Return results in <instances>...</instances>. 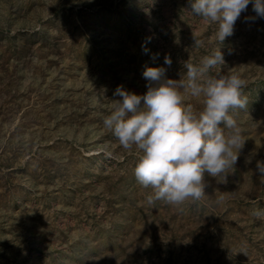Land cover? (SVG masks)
<instances>
[{"label":"rangeland","instance_id":"374dc122","mask_svg":"<svg viewBox=\"0 0 264 264\" xmlns=\"http://www.w3.org/2000/svg\"><path fill=\"white\" fill-rule=\"evenodd\" d=\"M218 28L190 0H0V264H264V18L250 3L222 45ZM219 47L209 74L248 98L234 170L200 202L149 204L103 117L146 67L179 80Z\"/></svg>","mask_w":264,"mask_h":264},{"label":"clouds","instance_id":"9594fccd","mask_svg":"<svg viewBox=\"0 0 264 264\" xmlns=\"http://www.w3.org/2000/svg\"><path fill=\"white\" fill-rule=\"evenodd\" d=\"M191 14L204 22L219 24L217 38L222 45L234 34V25L250 3L257 17L264 18V0H190ZM199 45L200 41H195ZM170 65V57H165ZM225 64L220 47L204 56L199 65L186 61L179 80L167 78L165 69L146 67L143 77L147 91L138 95L118 87L110 114L103 125L119 145L134 154L136 181L150 189L149 204L162 201L172 206L204 199L205 174L226 183L245 141L237 120L231 114L248 107L243 95L246 83L239 76L209 74ZM185 94L202 103L197 111L186 103ZM106 154L111 156L110 152ZM256 171L264 178V161ZM264 219V209L253 212Z\"/></svg>","mask_w":264,"mask_h":264}]
</instances>
